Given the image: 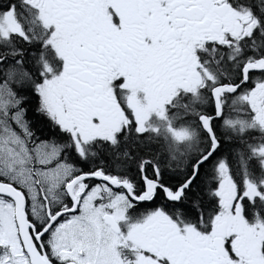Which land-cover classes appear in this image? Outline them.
Wrapping results in <instances>:
<instances>
[{
    "label": "snow or ice",
    "instance_id": "6c2138e0",
    "mask_svg": "<svg viewBox=\"0 0 264 264\" xmlns=\"http://www.w3.org/2000/svg\"><path fill=\"white\" fill-rule=\"evenodd\" d=\"M0 264H264V0H0Z\"/></svg>",
    "mask_w": 264,
    "mask_h": 264
},
{
    "label": "trees",
    "instance_id": "16d2710c",
    "mask_svg": "<svg viewBox=\"0 0 264 264\" xmlns=\"http://www.w3.org/2000/svg\"><path fill=\"white\" fill-rule=\"evenodd\" d=\"M30 118L34 120V122L37 124L38 127L41 128V130H43V126L45 123L44 118L39 116L38 114H35L34 108L30 112Z\"/></svg>",
    "mask_w": 264,
    "mask_h": 264
},
{
    "label": "flooded vegetation",
    "instance_id": "af4514ba",
    "mask_svg": "<svg viewBox=\"0 0 264 264\" xmlns=\"http://www.w3.org/2000/svg\"><path fill=\"white\" fill-rule=\"evenodd\" d=\"M157 200H159V197H157ZM153 203L151 202H143L141 205L142 210H150L153 207Z\"/></svg>",
    "mask_w": 264,
    "mask_h": 264
}]
</instances>
